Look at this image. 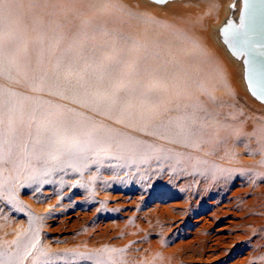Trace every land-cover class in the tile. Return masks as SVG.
I'll list each match as a JSON object with an SVG mask.
<instances>
[{"label":"rangeland","instance_id":"obj_1","mask_svg":"<svg viewBox=\"0 0 264 264\" xmlns=\"http://www.w3.org/2000/svg\"><path fill=\"white\" fill-rule=\"evenodd\" d=\"M53 2L61 5L72 0H19V7L13 9L12 20L0 40V85L4 84L0 87V112L3 113L1 104L5 100L10 104L12 101L6 114L16 124L10 129L12 135L5 137L6 148L13 141L21 143L18 134L24 129L26 134L36 130L43 137L22 141L29 143V149L36 146L33 154L39 153L38 145L50 142L56 150H68L69 154L81 155V158L72 165L56 156L48 159L47 168L38 170L30 157L31 151H14L12 162L0 168L3 256L9 257L13 252L16 255L20 252L19 239L32 235L39 240L36 245L42 242L46 253L51 255L39 264H66L68 259L75 264V257L80 253L91 259L82 264H264V105L245 90L243 81L237 79L240 78L238 71L206 34L208 23L201 26L197 22L199 11L215 3L188 0L161 10L147 5L148 10L139 0H104L95 9L105 10L112 4L114 14L124 20L135 18L133 12L140 9L142 12L136 13L156 18L168 26L146 24L147 28L155 29V34L166 29L194 32V47L218 62L220 72L228 78L225 88L216 87L215 99L229 108H225L229 114L225 112L223 116L205 120L211 129L205 132L211 135L206 139L212 147H220L224 170L213 167L205 172L197 166L195 172L182 176L178 173L188 169L184 160L162 162L155 156L159 152L156 145L139 153L141 149L125 144L127 135H155L150 131L159 127L152 117L144 121L134 116L130 123H125L109 111L112 108H121L130 114L151 111L150 103L141 105L122 100L124 84L113 87L115 96L108 89L98 90L93 85V89L87 86L82 91L75 90L71 87L75 88L76 84L78 88V81L85 73H59L57 65L48 62L41 65L43 72L35 74L41 61L39 56L29 57L30 48L23 38L28 28L24 24L34 21L49 25L53 12L49 5ZM115 6L127 11L118 13L113 9ZM75 22L78 27L85 24L81 20ZM118 35V31L111 32L104 39L119 41ZM74 40L81 42L71 37L63 39L66 44ZM132 46L134 42H129L117 50ZM113 58L111 53L106 60L113 61ZM28 63L32 70L27 67ZM24 78L30 81L22 89ZM40 80L48 89L43 96L37 90ZM73 92L95 94L108 110L90 115L85 107L78 106L83 119L69 122L63 113L71 106L68 94L73 96ZM24 95L40 106L45 104V99L59 100L62 113L41 115L39 121L47 129L40 130L34 127L32 109L27 110V103L20 100ZM202 101L205 103L206 99L202 97ZM235 137L239 139L238 146ZM206 147L198 152L202 153ZM163 150H168L165 145ZM233 151L240 154L242 163L225 161ZM26 152L29 158L24 161ZM157 163L161 164L156 166ZM13 168L24 173L17 181L10 176ZM25 173L29 174L25 177ZM11 246L15 249L11 250Z\"/></svg>","mask_w":264,"mask_h":264},{"label":"bare ground","instance_id":"obj_2","mask_svg":"<svg viewBox=\"0 0 264 264\" xmlns=\"http://www.w3.org/2000/svg\"><path fill=\"white\" fill-rule=\"evenodd\" d=\"M139 1L146 4V7L147 5H149V7L152 6V8L155 7L156 10H161L170 5H182L184 2H188V0H175L165 5H158L147 0ZM192 1H198L202 4L207 3L209 0ZM211 1L215 3V5H211L207 9H201L197 15V22L200 23L201 26L208 23L206 34L221 50L234 69L238 71L240 78L237 79L243 81V86L249 93L244 80V66L242 62L236 60L229 53L220 39V29L228 18H236L239 16L242 0ZM103 2L104 0H72L71 3L61 5H58L59 2L57 4L53 2L49 5V7L53 8L49 25L41 22L36 23L34 21L24 24L25 28H28L23 38L27 40L30 48L31 56L29 57L36 58L39 56V60L41 61V63H39L40 67H34L38 70H35L36 72L33 71V73L35 72L36 74L38 71L43 72L44 69L41 65H44L46 62L57 65L59 73L84 72V77L78 81V88L75 84V88L71 87L72 89L81 90L87 86H91L92 88L93 85L98 90L108 89L112 96H115L113 87L118 83L124 84L126 88L124 92L120 94L121 99H129L133 103L141 105L150 103L152 107L150 109L151 111L136 114H130V112L121 108H112V110L110 109L109 111L117 118L125 120V123H130V119H133L132 117L134 116L144 119V121H147L148 117H152L153 122L159 127L150 131L155 135H127L125 140L126 145H134L136 149H141L138 150L139 153L143 151L144 148L151 149L152 146L156 145L159 147V152H155V156L157 158L160 157L162 162H166L167 160H184L188 169L178 173L181 175L192 174L196 171L194 168H197V166L201 171L205 170V172L210 171L213 167L224 170V167L221 165L224 159L221 156L222 151L220 147H212L208 138L206 139V136L210 138L211 135L205 134V132L208 133L211 130L207 126L205 120L209 117L213 118L216 115L223 116L226 112L225 108L227 107L223 106L221 102L215 99L217 94L215 90L216 87L225 88L228 82V78L220 72L218 62L214 61L212 57L206 56L207 54L205 55L203 50L194 47V40L192 38L194 32L184 33L166 29L165 31H160L155 34V29H150L146 26L158 23L160 28H164L163 26L166 28L168 26L162 22L160 23L156 18H149L148 15L136 13L139 11L142 12L140 9L139 11L135 9L137 11L133 12L135 18H132V20H124L120 18L118 14H114L112 11V4L108 5L105 10H95L96 7H100ZM45 4L48 3L45 2ZM149 7H147L148 10ZM113 9H116L118 13L127 11L125 10L126 8L123 9L120 6H115ZM151 9L150 12L153 11H151ZM13 12L15 11L12 10L11 14ZM11 14L9 15L6 12L5 18L2 23H0V40L4 35L5 28L12 20ZM80 20L85 22L82 27H78L76 24L77 22H75ZM115 31H118V36L120 37L119 41L110 42L104 39L107 34ZM66 37H71V39L76 40L81 39V42L79 43L74 40L66 44L65 41H63ZM129 42H134L135 46L127 50H117V47L128 44ZM111 53H114L113 61L106 60V57ZM27 67L32 70L29 63ZM29 81L30 79L28 78H24L21 81L24 83L22 89L27 87ZM40 81L42 82L41 84L39 83ZM40 81H38L40 85L37 86V90L40 89L41 96H43V92L47 88L43 86L44 81ZM38 83H36V85ZM3 85H0V87H3ZM72 94L73 96L68 94V98L71 100V106L66 110V113H63L65 114L64 117L69 122H79L83 119L84 114L77 110L78 106L85 107L90 115H99L108 110V107L104 105L102 101L97 100L95 94L83 95V92H73ZM11 96H6L5 98H11ZM38 96L40 95L38 94ZM202 97L206 99L205 103L207 106L204 101L201 102ZM20 100L22 103H27V110L32 109L34 127H38L40 130L45 131L47 129L45 123L43 125V121H39L41 115H57L61 112L59 110L61 105L59 100L45 99V104L42 103L41 106L38 105L36 101L30 100L29 97H25V95L21 96ZM11 103L13 104L12 101ZM12 104L7 100L1 104L5 121L4 126L7 131L6 135H12L10 129L16 126V124H13L15 120H12V126H9V117L6 114L9 105ZM5 105H7L6 110ZM219 110H221L220 114ZM226 114L229 113L226 112ZM175 115H177V118H175ZM48 129L50 128L48 127ZM24 130L18 134L21 142L25 140L33 141V139L39 138L40 136L43 137L39 135V132H36V130L34 132H32L33 130H29L27 132L28 134H26ZM14 138L15 136H13V139ZM197 138L199 139L198 141H196ZM235 139V141H237L236 146H238L239 139L237 137H235ZM29 141H27V143ZM164 145L166 149H168L166 152L163 150ZM204 146L208 147H206L202 153H199L198 151ZM35 147L34 145L32 149L28 147L27 151H31L30 157L34 159V167L38 170L47 168L48 159L55 158L56 156H61V158H64L66 162L72 165H75V161H79L81 158V155L69 154L68 150H56V148L53 147V143L50 142L38 145L37 151H39V153L37 155L33 154ZM155 153H153V155ZM239 155L238 152L234 153L233 151L225 161L242 163L243 159ZM23 156V160L27 161L29 158L27 152L24 153ZM76 156L77 158H75ZM15 163L16 162L13 160L12 164L15 165ZM51 164L52 163H50V165ZM160 164L161 163H157L156 166ZM151 168H153V166H151ZM28 174L25 173V177ZM22 175H24V173L21 174L19 170L13 168L10 176H13L12 180L17 181ZM21 180L23 181L24 179ZM36 241V237L32 235L20 238L18 241L20 252H17L16 255H14L13 252L9 257H4V259L8 261V264H39L51 255L46 253V247L42 242L36 245ZM34 243L35 246L33 245ZM3 249L4 244L1 243L0 253H2ZM14 249L15 246H11V250ZM75 258V264L91 261L90 257L86 256L84 253L78 254ZM71 261L73 262L72 259ZM71 261L68 259L65 262L66 264H72Z\"/></svg>","mask_w":264,"mask_h":264},{"label":"snow or ice","instance_id":"obj_3","mask_svg":"<svg viewBox=\"0 0 264 264\" xmlns=\"http://www.w3.org/2000/svg\"><path fill=\"white\" fill-rule=\"evenodd\" d=\"M158 3H166L167 0H156ZM244 11L241 14L239 27L229 23L228 28L234 29L232 41L235 44L246 45L255 49L254 54L248 63L251 70L255 72L264 83V0H244ZM19 7V0H0V23L5 18L6 12L10 15L12 10ZM259 26V27H257ZM227 35V29H225ZM226 42H228L226 40ZM4 116L0 112V168L3 165L12 162L11 157L14 151H27L28 145L25 143H16L13 141L6 148V131L4 128ZM12 119L9 117V126ZM0 264H8L4 259L3 253H0Z\"/></svg>","mask_w":264,"mask_h":264},{"label":"water","instance_id":"obj_4","mask_svg":"<svg viewBox=\"0 0 264 264\" xmlns=\"http://www.w3.org/2000/svg\"><path fill=\"white\" fill-rule=\"evenodd\" d=\"M147 1L158 5H165L166 3L175 0H167L166 3H158L156 2V0H147ZM244 7H245L244 0H242V7L239 16L236 18L233 17L228 18V20L220 29V39L223 42V44L226 46L229 53L236 60L242 62L244 66V80L249 93L254 99H256L258 102L264 105V83H262L258 75L251 70V66L248 63V61H250L252 58L250 53L254 54L255 49L246 45L235 44L232 41V33L234 29L228 28L229 23H232L235 27H239L241 14L244 11ZM225 29H227V35H225ZM226 40L228 42H226Z\"/></svg>","mask_w":264,"mask_h":264}]
</instances>
